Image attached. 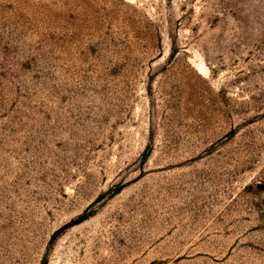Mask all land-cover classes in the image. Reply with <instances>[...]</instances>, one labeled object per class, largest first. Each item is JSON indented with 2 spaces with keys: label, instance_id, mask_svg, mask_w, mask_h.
I'll return each instance as SVG.
<instances>
[{
  "label": "rangeland",
  "instance_id": "1",
  "mask_svg": "<svg viewBox=\"0 0 264 264\" xmlns=\"http://www.w3.org/2000/svg\"><path fill=\"white\" fill-rule=\"evenodd\" d=\"M0 264H264V0H0Z\"/></svg>",
  "mask_w": 264,
  "mask_h": 264
}]
</instances>
